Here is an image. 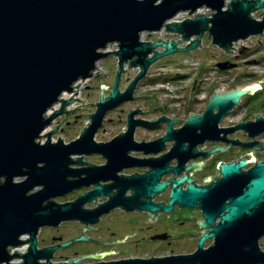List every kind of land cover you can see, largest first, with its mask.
I'll return each mask as SVG.
<instances>
[{"label":"water","instance_id":"water-1","mask_svg":"<svg viewBox=\"0 0 264 264\" xmlns=\"http://www.w3.org/2000/svg\"><path fill=\"white\" fill-rule=\"evenodd\" d=\"M225 1L0 0V264H81L80 258L95 255L53 262L54 252L69 242L38 248L40 229L58 227L71 220L93 224L105 206L107 210L123 205L127 209L170 211L176 203L202 208L200 226L205 230L199 238L196 252L181 256L177 263L264 264V250L259 245L260 238L264 236V161L257 162L246 171H240V167L246 165L247 160L223 163L220 166L222 177L207 188L195 186L187 175L172 182L159 181L167 172L173 171L177 176L183 164L199 154L194 151L195 147L205 140H217L220 132L242 129L253 139L261 135L264 118L260 114L253 121H242L229 126V129L218 127L243 97L253 95L261 87L258 83L226 93L215 90L205 110L200 114L190 110L182 127L177 129L173 128L175 120L162 115L157 121L149 122L144 118H134L141 112L140 107L130 109L128 128L124 133L108 142L95 140L105 115L121 104L135 100L138 82L157 60L202 46L200 41L205 32H209L214 45L227 52H233L230 49L235 48L234 42L264 33V10L259 13L263 14L262 19L252 16L253 12L264 8V0H230L227 8ZM203 7L213 11L212 16L197 13L194 18L166 23L181 12L193 14ZM163 26H166V31L181 34L182 39L163 40L159 36L155 42L140 40L142 32L158 31ZM193 36L196 38L191 39ZM183 40H186V46L178 47ZM114 42L118 43L119 50L102 51ZM159 46L164 50L155 51ZM245 47L241 44L239 52H243ZM110 53L119 59L112 89L104 97L103 88L109 85L101 84L96 110L86 114L87 120L79 137L65 143L59 135L57 142H53L50 137L58 131L60 123L42 134L74 99L81 100L83 104L66 110H75L80 105L85 108L88 103L85 98H72L78 92L73 87L79 80L93 77L97 62ZM151 53L153 55L149 57ZM125 63L140 70L126 90L120 92ZM227 63H218L217 67L226 68ZM231 65L229 63L228 67ZM105 72L107 69L96 71L98 75ZM72 91L75 93L68 99L60 98L64 92ZM146 96L151 95L138 97ZM60 100V108L46 115ZM163 120L169 124L162 137L153 142L134 144L137 125L150 127ZM43 135H47V140L44 143L37 141ZM166 141L174 142L171 150L158 163L151 164L153 168L149 172L129 177L117 175L119 170L133 164L127 160L131 149L147 146L146 152L156 153L163 149ZM258 142L253 140L245 146L254 147ZM95 153L102 154L107 164L84 169L71 166L83 164L78 155ZM173 158H177L178 166L169 167L168 163ZM185 169L188 170L189 166ZM107 180H114V183L99 184ZM185 181L188 185L183 190L181 184ZM169 184L173 186L169 203H152L150 199ZM92 185L91 190L73 201H56V198L76 189ZM111 188H118V191L100 210L83 207L98 195H110ZM129 188L134 195L126 198L124 194ZM140 197L147 199L141 201ZM217 218L220 220L216 224ZM211 238L214 243L204 248L205 241ZM76 240H88V237L82 234ZM119 241L126 240L112 242ZM24 244H28L27 251L17 252L15 248ZM13 248L15 250L11 253ZM16 257H21L22 261L11 262ZM157 260L125 258L88 264H150Z\"/></svg>","mask_w":264,"mask_h":264},{"label":"flooded vegetation","instance_id":"flooded-vegetation-1","mask_svg":"<svg viewBox=\"0 0 264 264\" xmlns=\"http://www.w3.org/2000/svg\"><path fill=\"white\" fill-rule=\"evenodd\" d=\"M200 47L201 46H199V48ZM159 60H157L156 62H159ZM152 66L153 64L151 65V67ZM146 76L143 79H141L137 85H140L143 81L145 82V80H147ZM165 79L166 78L163 77V80ZM149 82L152 83V81ZM119 87H121V82ZM122 105L123 104H121L120 106L116 107L113 110L115 111L117 109H120L121 111V113L118 114L117 119L114 120L105 117V119L103 120L102 125L98 129V131L101 130L103 133L110 131L111 133V131L114 132V130L112 129L115 127L116 132L113 135L109 134V135L101 136L103 139L107 137L110 138L108 140H102L100 142L111 141L118 135L124 133L123 131L124 127L127 128L128 114L126 113V110L121 108ZM80 110H81L80 107H77L75 110L77 111V113L74 114L76 120H79L78 118H81V121L83 119L86 120L88 113L86 115L85 113L80 112ZM159 110L160 109L153 110L154 111L153 113L154 114L156 113V116L151 119L149 118L148 120H147L148 116L146 115L147 112L149 111L143 109H141L140 113L134 115V117L144 118L145 121L154 122L160 119V117L163 115L166 118L175 120L173 124L174 129L182 127V124H184V121L188 118L187 117L183 121L172 119L168 117L169 116L167 114L168 110L165 111H163L164 109L160 111ZM73 112L74 110L68 111L65 108L63 113L64 115H66L64 117L65 120H68V117L70 116L69 114H72ZM225 118L219 123L218 127L229 129L228 127L223 125ZM255 119L256 117L249 118L247 121H253ZM66 123H67L66 127H68L70 123L69 122ZM82 124L85 125L84 121H82ZM168 124L169 122L167 120H163L157 122L156 124L150 127L137 125L135 127L134 136H133L134 144L137 145L140 143H149L159 139L166 133ZM62 128H64V126ZM263 139H264V132L255 139L250 138L248 134L242 129H237L227 133L220 132L217 140H205L203 143H199L195 147L194 151L198 152L199 154L196 157L191 158L187 162H185L182 166L180 173L177 176H175V173L173 171L167 172L161 175L159 181L172 182L175 179H179L180 177L187 175L192 179V182L195 186L206 187V188L210 187L213 182H215L218 178L222 177L220 166L223 163H239L242 160H247L248 163L240 167V171H246L249 170L251 167H253L257 162L264 161ZM253 140L259 141L258 144H255L254 147L245 146V143L252 142ZM171 142L173 141H166L164 143L163 149L156 153L146 152L145 148H147V146H144V148H139V149H135V148L131 149L127 153V157H128L127 160L133 164L119 170L117 172V175H120L122 177H129L135 174L137 175L146 174L153 168L151 164L158 163L159 159H161L164 154L168 153L171 150L170 148L173 146L174 143ZM80 157L83 161V164H72L71 166L73 168L84 169L89 166H103L107 164V159L102 154L99 153L83 154L80 155ZM88 158H94L98 161L92 162L89 161ZM73 159L76 160L77 158L75 159V157H73ZM168 166L169 167L178 166L177 158H173L172 160H170ZM188 166L189 169L186 170L185 168ZM81 176L83 177L85 176V174H82ZM112 183H114V180L100 181L99 184L111 185ZM187 185L188 182L185 181L183 184H181V188L185 190L187 188ZM93 186L94 185L90 187L79 188L78 196H80L84 192L91 190ZM172 189H173L172 184H169L163 191L156 193L150 199L151 202L154 204L167 205L170 200V193ZM117 191L118 188H111L110 195H105V196L98 195L95 197L94 200L86 202L83 207L87 210H96V209L100 210L110 200L111 196L117 193ZM133 195L134 193L132 188L127 189L124 194L126 198H129ZM146 199L147 198L140 197L141 201H144ZM226 202L228 203L229 200H227ZM104 208L105 210L99 214V216L97 217V221L93 224H85L79 220H71V221L62 222L58 226V227L63 226L69 229L72 228L80 229L81 235L82 234L85 236L89 235L88 240H86L87 243L99 245L98 247L99 249L94 250L93 252H86L85 254L87 255L94 254L95 256L93 257L95 262L116 260L115 258L114 259L105 258L110 253L109 249L104 248L105 246L109 245L110 242L107 241L105 242L103 240H100L101 233H103L105 230L108 231V235L110 237L123 234L124 235L123 237L126 238V241H128L129 243L135 239L133 237L134 234L139 236L138 238L135 239L137 245L134 246V250L136 252L142 251L143 253H141V255H137V257H129V258L158 259L157 261L151 262L150 264H180L177 263V261L180 260L179 258L181 256L191 255L196 252L198 248L199 238L204 234L205 231L200 226V222L203 221V211L202 208L198 206H191V207L182 206L176 203L173 206L172 210L170 211H165L163 209H159L157 211H150L146 209H140L138 207L127 209L123 205H116L110 207L108 210L106 206ZM197 213L198 216H196ZM219 220L220 218H217L215 223L217 224ZM48 227L54 229V227L51 226ZM95 229L98 230L97 233H95L94 231ZM132 230L134 231L131 232ZM135 230H138V232H135ZM79 234L76 236L74 234L65 235L63 233L57 236L54 235L51 237L52 239L47 245H45V247L55 246V245L59 246L64 242H69V244L65 247L59 246L58 249L54 252L55 255V253H57L60 250H64L67 248L69 249L71 247H75L78 244H80L79 241L76 240V238L80 236ZM92 234H94V236ZM38 242H39V233H38ZM213 243H214L213 238L207 239L204 243V248H208ZM259 245L260 248L264 250V236L260 238ZM66 258L67 259L65 261L69 260L68 257Z\"/></svg>","mask_w":264,"mask_h":264},{"label":"rangeland","instance_id":"rangeland-1","mask_svg":"<svg viewBox=\"0 0 264 264\" xmlns=\"http://www.w3.org/2000/svg\"><path fill=\"white\" fill-rule=\"evenodd\" d=\"M263 10L264 8L257 11L253 15V17L257 20L262 19L261 16H263L264 14ZM261 11H263V14L259 15ZM202 12L208 17L212 16V14L214 13L213 11H201V14ZM195 16L196 15L184 16V18H181V21H183L187 17L194 18ZM172 21L173 20H168L166 23H170ZM159 36L161 35H153L148 37L146 34H144L143 41L155 42ZM208 36L209 41L207 42ZM165 37L173 38L174 36L166 35ZM194 38H196V36H194ZM207 44H209L208 47H206ZM241 44L247 46L242 49L243 52H239L238 49ZM201 45L202 46L200 48L198 47L188 52H175L173 54L167 55L161 58L159 62L154 63L152 68L150 69V74H147L149 75V77L146 78L148 81L152 80L155 83H151L153 85L149 86L145 85L147 83L137 85L134 92V96H137V98L134 101H127L123 103L121 108L126 110L127 114L129 113L130 109H136L137 107H140L143 110H147L149 111L146 115L148 116L147 120L156 116V113H153V110L156 109H164L163 111L168 110V117L172 119H186L189 116L190 110L193 113H202L205 110L209 99L215 93V90L220 93H226L235 88H243L258 83L261 87L258 88L259 92L257 91L258 93L255 94L256 96L254 98H251V96L249 97V95L243 97L238 107L235 108L233 112L234 114H232L233 116L226 117L223 125H225L226 127L234 126L239 122H246L249 118H255L257 114H260L264 118V33L253 35L248 37L247 39L238 41V43L235 44V48L230 49L233 50V52H227L214 45L209 32H206L201 38ZM114 50H119L117 42L113 47H110L108 51ZM189 60L190 62L188 63ZM192 60L198 62L199 65L194 66ZM118 61V57H115L114 55L105 57L104 59L97 62V71L100 69H107V72H105V74L98 75V73H96L93 77L88 78L83 82H81L82 80H79L76 85H74V88L78 85V88L75 89L78 90V94L72 95V98H85V101L88 102L85 105V108H82L83 105H80V112L85 114L95 112V104L97 103V101L99 102L100 92L102 90L101 84L109 85L108 88H103V96L106 97L110 94V90L112 89L116 72L119 67ZM226 61L233 65L225 70H217V64ZM124 69L127 70H125L121 76L122 80L120 81V92L126 90L130 82L139 72L138 67L130 68L128 67L127 63L124 64ZM163 69L165 70L164 74ZM163 77H165L166 79L163 80ZM162 80L163 82H169L171 85H168V83H166L163 87H161L157 82ZM165 87H167L168 89H166ZM145 94L151 96L138 97ZM76 104H83V102L81 100L74 99L72 106ZM55 107L58 109L59 105L57 104ZM75 110L72 114H69L70 116L68 117V120L64 119V117L66 116L64 114H61L53 119L52 124L46 129L45 132H42V134L52 130L57 124L60 123L58 131L50 137L53 142H57L59 135L61 138H63L65 143H69L71 140L77 139L79 137L81 129L85 126L84 124H82V121H84L85 123L86 120L83 119L81 121V118H78L79 120H76L74 114L77 113V111ZM120 113V109H117L115 111L111 110L108 112V114L105 115V117L115 120L118 118V114ZM66 122L70 123L68 127H66ZM63 126L64 128H62ZM127 128L124 127L123 131H126ZM112 130H114V132L111 131V133L110 131L103 133L101 130H99L95 134V140L97 142L108 140L110 137L103 139L101 136L109 134L113 135L116 132L115 127ZM46 140L47 137L45 136H41L37 139V141L41 143H44ZM73 157H76V155H74ZM77 157H80V155H78ZM88 160L92 162L98 161L94 158H88ZM21 179L22 178H18L17 180ZM77 196L78 189L74 190L72 193L66 196L56 198V201L67 202L75 200ZM196 216H198V213L196 214ZM94 231L95 233L98 232L97 229H95ZM133 231L134 230H132L131 232ZM135 232H138V230H135ZM62 233L65 235L74 234L75 236L80 233L79 235H81L80 229H69L63 226L54 227L53 229L46 226L41 228L39 232L38 248H42L43 246L45 247V245H47L52 239V236L61 235ZM92 235L94 236V234ZM123 236V234H120L110 237L108 235V231L105 230L103 233H101L100 240L112 242L117 241L118 239H124ZM86 237H89V235ZM133 237L136 239L139 236L134 234ZM135 239L130 243L128 241H119L112 242L109 245L105 246L104 248H107L110 251H119L109 253V255H107L105 258H115L116 260H119L121 258L125 259L141 255V253H143L142 251L136 252L134 250V246L137 245ZM79 243L80 244L75 247L58 251L52 258V261L64 262L67 259L66 257H68L69 259L80 258L83 255H87L85 254L86 252H93L94 250L99 249V245L89 244L86 240L79 241ZM12 252H14V248L11 250V253ZM83 258L80 259L81 261H79V263L88 264L95 262L93 256H87ZM20 261H22L21 257H16L11 260V262L13 263Z\"/></svg>","mask_w":264,"mask_h":264},{"label":"built area","instance_id":"built-area-1","mask_svg":"<svg viewBox=\"0 0 264 264\" xmlns=\"http://www.w3.org/2000/svg\"><path fill=\"white\" fill-rule=\"evenodd\" d=\"M201 11H211V10H209V9H207V8H205V7H203V8H200V9H198L197 10V12L196 13H193V14H189L188 12H181V13H179V14H177L173 19H171V20H173V21H178V22H181V18L183 17L184 18V16H187V15H189V16H192V15H196L197 13H199V14H201ZM257 12V11H256ZM256 12H253L252 13V16L256 13ZM202 14H203V12H202ZM170 21V20H169ZM169 23V22H168ZM166 28V26H163L160 30H158V31H153V33L152 32H148V31H144V32H142L141 33V35H140V39H141V41H143L144 40V34H146L148 37H150V36H153V35H161L162 36V39L163 40H166L165 38H169V37H165L166 35H172V36H174L173 38H171V39H174L175 41H177L178 39H182V35L181 34H179V33H175V32H170V31H166V30H164ZM194 38V36L193 37H191V39H193ZM157 40V39H156ZM240 41V40H239ZM115 43L116 42H114V43H112V44H109V47H108V49H107V51L109 50V48L110 47H113L114 45H115ZM238 43V41L237 42H234L233 43V46L235 47V44H237ZM184 46H186V40H183V42H181V43H179L178 44V47H184ZM232 49V48H231ZM155 50H157V51H162V50H164V48H162L161 46H159V47H157ZM110 55H114L115 57H117L114 53H110ZM153 55V53H151V54H149V56H152ZM193 62V65L194 66H196V65H199L198 64V62H196V61H194V60H192ZM190 62V60L188 61V63ZM188 63H187V65H188ZM98 68V67H97ZM131 68V67H130ZM152 68V67H151ZM150 68V69H151ZM150 69H149V71H148V73L147 74H150ZM125 70H127V69H125ZM138 70H140L139 69V67H138ZM164 70V69H163ZM96 71H97V69H96ZM96 71L94 72L95 74H96ZM165 73V70L163 71V74ZM94 74V75H95ZM155 74V73H154ZM153 74V75H154ZM146 77H149V75H147ZM81 81V80H80ZM83 81H85V80H82L81 82H83ZM152 81V80H151ZM144 83H147V84H145V85H153V84H151V82H149L148 80H145V82L143 81L140 85H142V84H144ZM152 83H155V82H153L152 81ZM158 83V85H160L161 87H163L166 83H168V85H171L169 82H163V80L162 81H158L157 82ZM76 85V84H75ZM159 86V87H160ZM166 89H168L167 87H165ZM73 90H74V87H73ZM64 93H66V95H65V97H66V99H68L73 93H75L74 91H72V92H64ZM68 93V94H67ZM64 95V94H63ZM73 95H75V94H73ZM61 103L62 102H60V103H58V105H59V108H60V106H61ZM72 104H73V101L70 103V104H68V105H66L65 106V108L66 109H69L71 106H72ZM56 105H54L53 106V108L52 109H57L56 107H55ZM58 108V109H59ZM53 111V110H52ZM47 114H48V112H47ZM87 120V119H86ZM23 246V245H22ZM28 244H24V248H23V252L22 253H24V252H26L27 251V249H28ZM21 247V246H20ZM20 247H17V248H20Z\"/></svg>","mask_w":264,"mask_h":264},{"label":"bare ground","instance_id":"bare-ground-1","mask_svg":"<svg viewBox=\"0 0 264 264\" xmlns=\"http://www.w3.org/2000/svg\"><path fill=\"white\" fill-rule=\"evenodd\" d=\"M228 2H230V0H226L225 1V8H227V5H228ZM148 32H152L153 33V31H148ZM108 47H109V45L105 48V49H103L102 51H107V49H108ZM150 57V56H149ZM220 63H222V62H220ZM151 67V66H150ZM150 69V68H149ZM217 70H219L218 68H217ZM81 84V83H80ZM78 88V85L74 88V90L75 89H77ZM75 92V91H74ZM64 94V95H63ZM62 95H61V97L60 98H63V99H66V97H65V95H66V93H63ZM68 94V93H67ZM77 94H78V92H77ZM77 94H75V95H77ZM60 102H62L61 100L59 101V102H57L55 105H57L58 103H60ZM237 108V107H236ZM53 110V111H52ZM234 110L235 109H233L232 110V112H234ZM48 114H46V115H50L52 112H54V109H49L48 111ZM231 112V114L229 115V116H233L232 114H234V113H232ZM46 131V130H45ZM44 131V132H45ZM43 136H45V137H47V135H43ZM23 248H24V245L23 246H21L20 248H15V249H17V252H19V253H22L23 252ZM14 249V250H15ZM22 250V251H21ZM13 253V252H12Z\"/></svg>","mask_w":264,"mask_h":264},{"label":"trees","instance_id":"trees-1","mask_svg":"<svg viewBox=\"0 0 264 264\" xmlns=\"http://www.w3.org/2000/svg\"><path fill=\"white\" fill-rule=\"evenodd\" d=\"M229 66V63H227V67L226 68H218L219 70H225V69H227V68H229L228 67ZM259 92V91H258ZM258 92H256V93H258ZM255 93V94H256ZM255 94H253V95H249V97L251 96V98H254L256 95Z\"/></svg>","mask_w":264,"mask_h":264}]
</instances>
